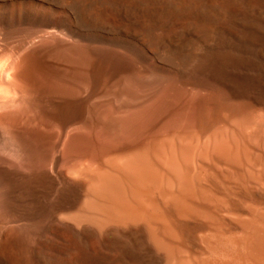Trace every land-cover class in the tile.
Returning a JSON list of instances; mask_svg holds the SVG:
<instances>
[{
	"label": "bare ground",
	"instance_id": "bare-ground-1",
	"mask_svg": "<svg viewBox=\"0 0 264 264\" xmlns=\"http://www.w3.org/2000/svg\"><path fill=\"white\" fill-rule=\"evenodd\" d=\"M0 264H264V0H0Z\"/></svg>",
	"mask_w": 264,
	"mask_h": 264
},
{
	"label": "rangeland",
	"instance_id": "rangeland-1",
	"mask_svg": "<svg viewBox=\"0 0 264 264\" xmlns=\"http://www.w3.org/2000/svg\"><path fill=\"white\" fill-rule=\"evenodd\" d=\"M103 47V49H105L106 47L105 46H102ZM102 47H100V48H102ZM105 47V48H104ZM108 48V47H107Z\"/></svg>",
	"mask_w": 264,
	"mask_h": 264
}]
</instances>
